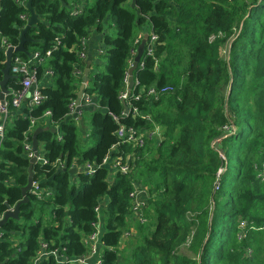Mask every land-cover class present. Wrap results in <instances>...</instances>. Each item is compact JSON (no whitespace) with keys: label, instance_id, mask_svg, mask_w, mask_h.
Here are the masks:
<instances>
[{"label":"trees","instance_id":"trees-1","mask_svg":"<svg viewBox=\"0 0 264 264\" xmlns=\"http://www.w3.org/2000/svg\"><path fill=\"white\" fill-rule=\"evenodd\" d=\"M127 1L33 0L40 23L27 33L26 53L18 56L27 61L39 52L45 62L37 65L38 80L51 71L54 85L41 87L40 106H26L7 125L0 145V217L24 199L30 167L24 143L33 142L38 128L44 129L38 140L47 163L34 166V181L54 193L43 199L28 194L20 220L3 228L0 264H70L55 256L36 263L41 242L68 260L84 256V238L96 232L99 206L105 224L102 264H264V182L255 167L264 149V0H133L135 11L125 7ZM22 16H30L27 8L1 0L0 82L7 59L3 41L20 45L28 24ZM150 28L159 41L154 56L145 50L134 73L132 94L143 90V97L130 100L140 115L122 117L128 61L138 52L137 37ZM93 30L102 36L106 63L97 65L86 89L100 108L90 117L84 146L69 116L82 82L75 71L85 65L78 52ZM11 75L8 89L20 90V79ZM152 87L173 91L156 100L148 96ZM110 113L123 124L157 125L162 132L159 145L143 153L127 145L114 152V159L132 157L128 175L101 167L119 143ZM86 163L98 166L96 172H80L74 182L73 167ZM135 182L149 192L147 223L137 222L136 239L122 251ZM243 221L248 225L239 239Z\"/></svg>","mask_w":264,"mask_h":264},{"label":"built area","instance_id":"built-area-1","mask_svg":"<svg viewBox=\"0 0 264 264\" xmlns=\"http://www.w3.org/2000/svg\"><path fill=\"white\" fill-rule=\"evenodd\" d=\"M18 4L24 6L27 8V2L28 0H15ZM82 8L80 6H77L75 8V12H81ZM30 17V16H29ZM29 17L22 16V19L29 20ZM148 35L147 44L145 47V50H147L148 56H154L156 44L159 41V36L151 30V28L148 30L147 34H140L136 41V45H140L141 42L144 40L145 36ZM88 41L89 38H85L82 40V49L78 52V56L80 59L86 61L88 57ZM3 46L6 49V52L13 48H17L18 46H14L12 44L7 43L6 40L3 41ZM105 50L104 48H100L98 51V55H104ZM51 53H48L47 56L49 57ZM138 55V52L136 50L132 51L131 59L128 61L129 70L134 66L135 58ZM45 62V59L41 58L40 53L36 52L33 54L32 58L30 60H24L18 54L15 55L12 63L11 71L15 75L16 78L20 79L21 82V89L20 90H10V94L8 97L4 100H0V119L3 117L4 122H1L0 120V145L2 141L5 139L6 134V128H7V121L6 119L9 118L11 110L10 108L13 107L15 109H20L24 104L29 108L33 109L38 106H40L43 101L45 100L42 92H41V85L38 80V70L37 65L43 64ZM143 67V66H142ZM46 74L52 76L51 71H46ZM83 74V70L81 67L75 71L76 77L82 79L80 76ZM82 85L85 87L84 93L81 98V104L77 103V100H74L70 105V116L74 119H79L83 115V111L81 107L85 106H92L94 108H100L97 104V99L93 98V95H90L86 92V89L88 88L89 84L88 82H84L82 79ZM137 83L135 82L134 86ZM124 90L121 93L120 99L125 102L128 107V112H123L122 117L128 116L129 114H133L134 117L139 116L140 112L136 106H132L130 103V100L140 101L142 99V95L144 94V91L141 90L138 94H132V89H130V75L129 72L126 74L124 79ZM134 88V87H133ZM173 91L172 87H165L163 89H157L155 87H152L148 90V96L152 97L153 99L158 100L160 95L168 94ZM12 96V98H9ZM97 98V97H96ZM50 112H46V117L50 116ZM114 121L118 123V129L116 131L117 138L119 140V143L113 146V149H116V151L119 150L120 146L127 145L129 147H132L135 150H138L139 154L142 151H145L147 148L155 147L159 145V143L162 141V132L159 126L154 124V121L149 116H144L146 120H148L150 123H153L155 126L152 129H148L147 127L137 128L132 125H126L121 123V118L117 115H114L110 113ZM36 120H32V124L35 125ZM59 141H62V136L58 137ZM114 151V150H113ZM115 151V152H116ZM143 153V152H142ZM24 155L27 159L31 160L34 157H36V154L33 150V142L27 141L24 143ZM110 154L107 156L101 167L108 166L112 163L111 167L113 170L120 171L124 175H128L132 171L131 161L132 157L130 155L124 156V154L119 155L115 159L111 158ZM221 158L226 161L225 155L221 154ZM263 159L260 164L255 165L256 169L258 170V178H260L264 182V149H263ZM38 163H47V160L44 158L43 152L39 150L38 155ZM97 167L95 164L86 163L84 165L78 166L75 165L73 169H78L79 173L84 172L90 176L94 175V173L97 170ZM60 168H64L63 164H60ZM225 172V169H221L217 174V179L215 181V191H219L221 189V178L223 173ZM34 195H37L39 199H43V195H52L54 192L51 190H45L41 187V184L37 181H34L33 189L31 191ZM141 195H146L145 201L141 199ZM131 197V206H130V213L131 216L135 217L136 221L143 224L147 223V219L144 216V212L147 209V204L149 200V192L148 189L143 187L140 183L135 182V189L130 194ZM14 208H12L13 210ZM98 213V221L93 224V226L96 229V232L93 234L87 236L84 238V243L87 247V253L78 258H74L71 260H68L64 258L58 250L48 251V246L41 242L40 251L38 252V256L35 260L37 263L39 260L43 258H47L49 256H55L59 262L61 261H68L70 264H91L90 259L93 256H98L100 254V258L97 261L96 264H102V254L100 253L99 244L104 245L101 240L102 230H101V213H100V206L96 209ZM3 219V217H0V221ZM247 222L243 221L239 224L240 232H244L243 234L239 235V239H242L245 236V230L247 227ZM137 235V229L130 228L128 231L124 232L122 236L121 245L129 242L132 238H134ZM120 245V247H121Z\"/></svg>","mask_w":264,"mask_h":264},{"label":"water","instance_id":"water-1","mask_svg":"<svg viewBox=\"0 0 264 264\" xmlns=\"http://www.w3.org/2000/svg\"><path fill=\"white\" fill-rule=\"evenodd\" d=\"M27 9L30 13V18L28 20V24L25 27V29L22 31V35H21V42L20 45L13 49H9L6 52V62H5V69L3 71L4 73V78L3 80L0 82V86H1V93H0V100L4 101L8 95L10 94V89H8L7 85L9 80L12 78L11 75V68H12V63H13V59L15 57L16 54H23L26 53V49H25V43L27 41V33L31 30L32 27L36 26L37 24L40 23V19L38 17V15L36 14L34 8H33V0H28L27 2ZM0 10H1V0H0ZM147 40H148V35L145 36L144 40L141 42L139 49H138V55L135 58V63L134 66L129 70V75H130V89H133L134 84L136 82L135 80V71L137 70L139 63L143 57V54L145 52V47L147 44ZM91 65L92 62L89 61L87 68L85 70V76L83 78L84 82H89V75L91 73ZM84 89L85 87L82 85L81 90L78 93V104L81 103V98L82 95L84 93ZM124 107L126 110V113L128 112V107L126 105V103L124 102ZM44 131L43 128H38L34 134H33V150L36 154V157H34L33 159L30 160V167H29V181H28V185L22 189V194H23V200L18 203L16 205V207L12 210V208H9L8 211L5 213V215L3 216V219L0 221V229H3L5 227V225L8 223L9 220H16L19 221L21 216V206L23 204L28 203L29 200V196L28 194L32 191L33 189V184H34V166L38 163V155H39V140H38V136L40 133H42ZM52 132L56 133L57 129L52 128ZM220 141L216 142L215 144V148L220 149ZM105 205V203H104Z\"/></svg>","mask_w":264,"mask_h":264},{"label":"crops","instance_id":"crops-1","mask_svg":"<svg viewBox=\"0 0 264 264\" xmlns=\"http://www.w3.org/2000/svg\"><path fill=\"white\" fill-rule=\"evenodd\" d=\"M131 2H132V6L134 7V1L131 0ZM100 48H103L102 36L97 31L93 30L91 32V35H90V38L88 41V57H87V60L85 61V65L81 67V69L83 70V74L80 76L82 79L84 78L85 70L87 68L88 62L91 61L92 62L91 69H90L91 73L89 75L88 84L90 83L92 74L97 71V65L100 64V60H99L100 55H98V51L100 50ZM40 85H41V87H52L54 85V78L52 76L44 73L41 80H40ZM81 87H82V83H81L79 91L81 90ZM77 100H78V98H77ZM77 103H78V101H77ZM25 108H26V105L24 104L20 109H15L14 111H11L9 118L6 119V121H7L6 124L9 125L13 121V119H14L13 117H15L16 115L23 114V111ZM81 109L83 111L82 117L79 119H74V120L76 121V124L78 126L80 137L84 140V142H86V144H84V146H86L88 144L89 133H90V124H89L90 123V117H91L92 113L98 108H94L92 106H85V107H81ZM69 118L72 119L71 116H69ZM0 120H1V122H4L3 117ZM113 150L111 151L112 155H111L110 159H113L112 156L114 155V152L116 151V149H113ZM111 165H112V163L110 164V169L113 170ZM71 172H72L71 174H72L73 181L77 182L78 181V174H79L78 169H73ZM141 199L145 201L146 195H141ZM48 217H50V216H48ZM48 217L44 218V220L45 221H47V219L49 220L50 218H48ZM131 220H132V223H131L130 228L134 227V229H137V221H136L135 217L131 216ZM104 226H105L104 218H102L101 219V230H102V232L104 230ZM2 237H3V229H0V239ZM136 237H137V235L134 238H132L130 241L136 239ZM11 239H13V238H11ZM101 240H102V235H101ZM127 243L128 242L122 244L120 247V250L123 251L126 248ZM99 249H100V253H102V250H103L102 244H99ZM99 258H100V254L98 256H93L90 259L91 264H96L97 261L99 260Z\"/></svg>","mask_w":264,"mask_h":264},{"label":"rangeland","instance_id":"rangeland-1","mask_svg":"<svg viewBox=\"0 0 264 264\" xmlns=\"http://www.w3.org/2000/svg\"><path fill=\"white\" fill-rule=\"evenodd\" d=\"M125 7L128 8V9H130V10H134V7L132 6V2H131V0H128V1L126 2ZM134 11H135V10H134ZM228 54H229V53H227V55H228ZM99 60H100V64H101V65H104V64L106 63L105 56H103V55H100V56H99ZM93 98H94V99H97L95 95H93ZM41 151H42V150H41ZM42 152H43V151H42ZM235 159H236L235 156H232V157H231V165H230V167H231L232 171H233V169H234L235 166H236V160H235ZM239 227H240V226H239ZM239 229H240V228H239ZM243 233H244V232H240L239 235H240V234H243ZM182 253L187 254V255H190V253H189V251L187 250V248H183V249H182Z\"/></svg>","mask_w":264,"mask_h":264}]
</instances>
